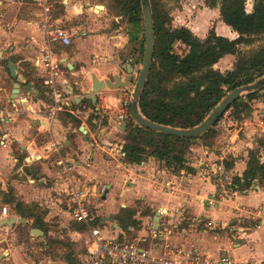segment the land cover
I'll return each instance as SVG.
<instances>
[{
  "label": "crops",
  "instance_id": "1",
  "mask_svg": "<svg viewBox=\"0 0 264 264\" xmlns=\"http://www.w3.org/2000/svg\"><path fill=\"white\" fill-rule=\"evenodd\" d=\"M51 1L55 16L56 5H63L60 18L66 25L80 29L70 47H56L64 67L72 73L62 84L73 105L53 122L45 110L49 94L45 67L39 62L44 37L32 21L41 12L30 1L20 4L5 0L0 6V52L5 50L0 60V195L2 204L12 206L9 220H17L8 232L0 234V264H79L93 248L92 228L99 229L106 240L149 236L147 249L152 259L166 254L164 240L153 239L152 229L171 230V242L178 248L213 257L231 252L244 260L264 259V247L255 242L264 231V185L255 180L248 189L241 190L235 184L237 178L244 177L251 152L259 151L264 164V99L253 103L249 117L236 120L237 129L230 135L224 138L220 133L212 148L201 143L193 145L185 157V169L178 173L152 157L141 164H130L126 158L121 161L117 150L98 144L113 132L135 84L119 90L106 88L96 94L95 101L93 80H113L115 76L124 80L126 68L139 63L145 30L110 16L106 2L96 0L99 3L92 5L93 0ZM223 25L218 35L236 40L238 35ZM190 29L205 39L201 30ZM232 57H224L215 69L232 71L236 64ZM9 62L19 70L21 87L31 86L28 95L21 90L20 97L12 99L17 81L10 73ZM83 108L84 117L78 118L73 112ZM94 112H99L100 118L92 121ZM101 116H106V124ZM124 133L118 134V140L125 145ZM221 158H226L225 166L232 164L226 169L234 175V191L232 197L210 206L205 201L212 198L215 187L210 179L201 177L195 163ZM61 160L74 161L77 173L94 179L95 193L101 185L107 186L102 209L95 204L98 210L94 211L96 221L91 227L76 223L68 213L69 204L58 195L57 163ZM162 181L175 185V191H164ZM29 210L42 212L41 219L24 217L23 212ZM124 210L133 211L136 226L126 220Z\"/></svg>",
  "mask_w": 264,
  "mask_h": 264
},
{
  "label": "trees",
  "instance_id": "2",
  "mask_svg": "<svg viewBox=\"0 0 264 264\" xmlns=\"http://www.w3.org/2000/svg\"><path fill=\"white\" fill-rule=\"evenodd\" d=\"M114 1V17H121L122 21L126 19L127 25L139 26L145 30L141 0ZM247 1L206 0V7L218 9L222 22L235 32L238 38L230 40L218 36L216 31L212 30L203 40L187 28L165 29L167 25L172 24L166 4L163 0H151L156 44L152 71L140 102L141 112L146 118L173 128H194L200 125L229 93L264 78V46L250 55L243 54L240 50L241 46L253 44L255 37L264 35V0H253L252 13L246 10ZM160 22L165 23L164 29L158 28ZM176 43L188 48L184 56L175 53ZM144 49L145 36L142 57ZM229 55L237 57L234 69L225 73L216 70L215 66ZM260 98L264 99V88L241 97L229 110L238 120L247 118L253 111V103ZM88 102L91 106V102ZM99 115V112L92 113L90 120L99 119ZM187 117H193L196 124L188 123L190 120H187ZM67 118L75 124H80L71 115H67ZM127 123L126 132L122 134L126 161L130 164H141L152 157L174 173L185 169V157L193 145L201 143L212 148L220 138V132L213 128L200 138L187 139L141 128L133 119ZM226 166L230 169L232 164L228 162ZM242 179L237 178L235 181L241 190L248 189L255 180L264 185V164L260 161L259 151L250 153L248 169ZM42 214L33 210L23 212L24 217H34L37 220L41 219ZM133 214V211L124 210L126 220L130 219L131 225L136 226L137 222L132 219Z\"/></svg>",
  "mask_w": 264,
  "mask_h": 264
},
{
  "label": "built area",
  "instance_id": "3",
  "mask_svg": "<svg viewBox=\"0 0 264 264\" xmlns=\"http://www.w3.org/2000/svg\"><path fill=\"white\" fill-rule=\"evenodd\" d=\"M11 1H17L20 4L25 1H33L41 12L38 20L33 22V24L44 37V45L39 62L45 67V86L48 88L49 94V103L46 105L45 110L48 119L53 122L61 113L66 112L73 105V100L65 93V84H62V80L72 76V73L64 67V63L56 52V47H70L74 37L80 33V29L68 26L62 18L56 17L55 6L51 0ZM134 68L138 74L142 64L136 63ZM132 95L133 92L123 103V110L117 116V121L112 128L113 132L103 140V144H98L99 147L103 146L113 152L117 150L121 161L125 160L126 154L123 150L124 143L122 140L120 143L118 134L122 133L120 124L122 122L127 123L132 119L130 113ZM84 110L85 108H83V111L76 110L73 113L78 118H82L84 117ZM109 114L111 113L107 112V115ZM101 119H106V116H101ZM236 126H238V123L231 110H228L218 120L215 128L226 138L232 133L233 129H237ZM225 159L221 158L207 163H195L201 177L210 179L215 187V193L212 198L205 201L210 206H215L233 195L234 175L226 169L224 165ZM57 167L60 175L56 181V185L60 188L58 195L69 204L68 213L76 223L91 227L96 221L94 211L98 210L95 204L99 205V209H102L101 203L103 202V196L107 192V186L101 185L98 192L95 193V180L77 173V165L74 161L61 160L57 163ZM160 186L167 193L175 191V185L171 183L162 181ZM11 213V208L8 205L0 207V234L5 233V231L8 232V226H3L2 223L5 220H9ZM161 231L152 229L151 236L155 240H164L166 254L160 258L152 259L147 249L149 236H137L128 241L106 240L102 237L99 229L92 228L93 248L81 258L79 264H264V259L254 257L244 260L231 252H224L219 257H213L192 249L178 248L173 246L171 242V230L165 229Z\"/></svg>",
  "mask_w": 264,
  "mask_h": 264
},
{
  "label": "water",
  "instance_id": "4",
  "mask_svg": "<svg viewBox=\"0 0 264 264\" xmlns=\"http://www.w3.org/2000/svg\"><path fill=\"white\" fill-rule=\"evenodd\" d=\"M2 2L0 1V6ZM144 26H145V49H144V57L142 62V68L140 72L137 74L135 72V68L133 65H129L127 70V76L121 78L120 76H115L113 80H105L100 81L97 78H94V86H93V100H97L96 94L105 90L106 88L110 90H119L129 88L130 85L135 83V91H133V95L131 98L130 105V113L133 121L140 126L141 128L151 130L156 133L164 134L172 137H180L187 139H197L204 136L207 132H209L218 120L229 110V108L241 97L244 95H248L259 91L264 88V78L258 80L254 84L243 86L235 89L231 93L227 95V97L220 102V104L212 111V113L198 126L191 129H178L169 126H165L162 124L155 123L148 118H146L140 109V102L142 99L143 92L145 90L147 80L152 71L153 59H154V51L156 44V36H155V26L153 19V10L151 0H141ZM103 8V7H99ZM5 50L0 52V59H2L3 53ZM9 70L10 73L17 81L14 85L13 96L12 99H18L20 97L21 90L24 95H28L30 92L31 86L28 88H22L19 84L20 78L18 77L19 70L16 68L14 63L9 62ZM127 127L126 122H122L120 124V130L122 133L125 132ZM158 220V218L156 219ZM17 220H5L2 225L13 227ZM38 232V231H37ZM37 234V233H35Z\"/></svg>",
  "mask_w": 264,
  "mask_h": 264
},
{
  "label": "rangeland",
  "instance_id": "5",
  "mask_svg": "<svg viewBox=\"0 0 264 264\" xmlns=\"http://www.w3.org/2000/svg\"><path fill=\"white\" fill-rule=\"evenodd\" d=\"M0 1L2 2L5 0H0ZM93 1L94 2L91 3L92 5L96 4L98 1L101 3L106 2L108 14L110 16H113L115 14L114 9L112 8L114 6V2H115L114 0H98V1L93 0ZM116 1L119 2L120 0H116ZM205 1L206 0H163V2L166 4L167 11L169 12L170 19L172 20V24L167 25V27L165 28V23L160 22V23H158V28L159 29L160 28H163V29L168 28L171 30V29H180V28L189 29V27H194V28L201 30L200 35H202V38H205V39L209 36V34L212 30H215L217 32V35H218V32H220L218 30H222V28H224V25H223L222 20H221L220 12H219V10L209 11V9H207L205 6ZM30 2H31V4L35 5V3L33 1H30ZM253 6H254V1L248 0L247 4H246V10L248 13L253 12ZM56 8H57L56 16L57 17L62 16L64 14L63 13L64 6L61 4H57ZM122 9H123V7H122ZM95 10H97V9L95 8ZM37 20L38 19H35V20L33 19L32 21L35 22ZM120 22L126 24L127 20L124 19L123 21H120ZM115 26H117V23H115ZM125 30H127V28ZM229 30H231V29H229ZM262 46H264V35L255 37L253 39V44H251L250 46H241L240 50L243 52V54L250 55L251 52L259 50ZM174 48H175V53L180 55V56H184L188 52V48L186 46L182 45L181 43H176ZM232 58H235V60H237L236 56H234ZM138 59H139L138 60L139 63L142 64V62H143L142 54L139 55ZM134 88H135V85H134ZM132 90L135 91V89H132ZM260 100H262V99L260 98ZM257 101H259V100H257ZM233 116H234V114H233ZM234 118H235V120H237L236 115L234 116ZM187 120H189V119L187 118ZM188 123L196 124V120H194V118L191 117V121H188ZM1 198H2V196L0 195V199ZM2 205H8L10 208L12 207L9 204H2V199H1L0 200V206H2ZM261 234H262V237L261 238L257 237L256 238L257 241H255V242L257 244H259L260 248L262 249V247H264V231H262ZM259 240H262L263 242L259 241ZM263 251H264V248H263Z\"/></svg>",
  "mask_w": 264,
  "mask_h": 264
}]
</instances>
